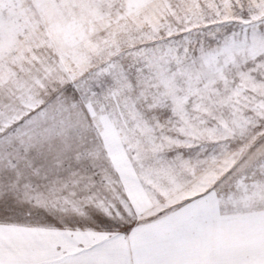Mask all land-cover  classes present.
<instances>
[{"label":"snow or ice","instance_id":"1","mask_svg":"<svg viewBox=\"0 0 264 264\" xmlns=\"http://www.w3.org/2000/svg\"><path fill=\"white\" fill-rule=\"evenodd\" d=\"M0 264H264V0H0Z\"/></svg>","mask_w":264,"mask_h":264}]
</instances>
